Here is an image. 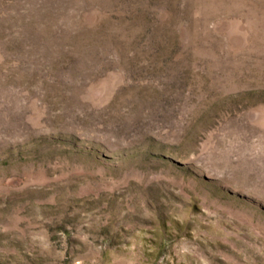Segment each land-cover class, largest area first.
<instances>
[{"label": "rangeland", "instance_id": "rangeland-1", "mask_svg": "<svg viewBox=\"0 0 264 264\" xmlns=\"http://www.w3.org/2000/svg\"><path fill=\"white\" fill-rule=\"evenodd\" d=\"M0 264H264V0H0Z\"/></svg>", "mask_w": 264, "mask_h": 264}]
</instances>
